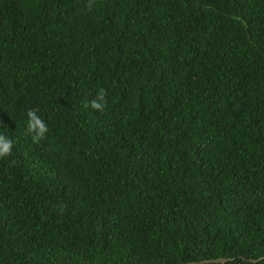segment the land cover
Listing matches in <instances>:
<instances>
[{
    "label": "trees",
    "instance_id": "16d2710c",
    "mask_svg": "<svg viewBox=\"0 0 264 264\" xmlns=\"http://www.w3.org/2000/svg\"><path fill=\"white\" fill-rule=\"evenodd\" d=\"M0 130V264H264V0H0Z\"/></svg>",
    "mask_w": 264,
    "mask_h": 264
},
{
    "label": "clouds",
    "instance_id": "9594fccd",
    "mask_svg": "<svg viewBox=\"0 0 264 264\" xmlns=\"http://www.w3.org/2000/svg\"><path fill=\"white\" fill-rule=\"evenodd\" d=\"M106 91L101 88L94 99L84 104L85 108L91 107L97 111H103L106 107ZM26 130L25 135H31L33 143H39L48 132V127L45 121L33 109H29L26 113ZM14 143L13 140L6 136L3 130H0V158L10 155Z\"/></svg>",
    "mask_w": 264,
    "mask_h": 264
},
{
    "label": "water",
    "instance_id": "95a60500",
    "mask_svg": "<svg viewBox=\"0 0 264 264\" xmlns=\"http://www.w3.org/2000/svg\"><path fill=\"white\" fill-rule=\"evenodd\" d=\"M228 258H224V257H218V258H214V259H205V260H201L199 261L200 263H208V262H225L227 261ZM250 261H254V259H249ZM195 262H189V263H184V264H194Z\"/></svg>",
    "mask_w": 264,
    "mask_h": 264
}]
</instances>
